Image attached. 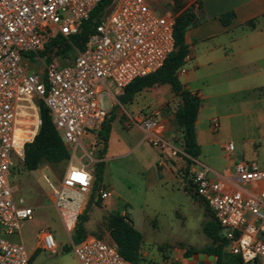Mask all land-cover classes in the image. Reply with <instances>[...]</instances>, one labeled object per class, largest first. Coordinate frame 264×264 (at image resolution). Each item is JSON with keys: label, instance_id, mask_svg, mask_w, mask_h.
Segmentation results:
<instances>
[{"label": "built area", "instance_id": "obj_1", "mask_svg": "<svg viewBox=\"0 0 264 264\" xmlns=\"http://www.w3.org/2000/svg\"><path fill=\"white\" fill-rule=\"evenodd\" d=\"M100 1L0 0V223L8 234L20 231L22 222L32 219L36 211L23 205V199L16 201L10 176L24 161L25 144L34 139L42 123L40 101L49 108L71 152L62 174L43 175L71 235L92 195L111 196L108 188L97 187L94 171L98 161L94 150L102 143L99 131L109 114L105 98L114 107L118 94L135 79L159 70L175 49L174 15L157 14L149 0H119L72 61L47 62L40 54L46 43L57 35L69 39L78 34ZM31 53L41 58L42 69L29 70L24 56ZM133 125L143 127L145 140L161 156L170 150L171 156L191 158L182 142L165 136L158 111L127 113L124 126ZM212 126L216 130L219 124L214 120ZM225 149L231 157L236 147L230 141ZM189 179L224 230L229 252L241 258L239 264H264L261 164L235 160L223 173L206 166L193 168ZM39 236L44 248L57 246L50 230H42ZM73 251L80 264H135L117 244L102 238L74 242ZM0 264H32V255L23 242L0 237Z\"/></svg>", "mask_w": 264, "mask_h": 264}, {"label": "rangeland", "instance_id": "obj_2", "mask_svg": "<svg viewBox=\"0 0 264 264\" xmlns=\"http://www.w3.org/2000/svg\"><path fill=\"white\" fill-rule=\"evenodd\" d=\"M118 1L114 0L111 7ZM150 5L159 15H175L173 0H150ZM110 13H106L101 21ZM74 56V52H70L67 56H55L54 61L66 64ZM24 58L29 62L27 67L31 71L44 67L38 55L31 53ZM260 68L261 65L236 63L232 70H218L207 78L204 71L196 72V86L204 95H211L202 101L201 115L205 117L209 142L199 157L216 171L223 173L229 165L225 145L230 141L236 147L232 158L236 161H258L264 168V74L260 73ZM207 79L209 86L201 85ZM180 80L187 82L184 75L180 76ZM120 95L114 107L109 98H105L111 119V137L105 152L106 167L97 183V187L113 189V195L88 203L83 212L88 220L84 224L86 236L82 240L96 237L116 245L109 233V216L115 212H125L134 218L136 228L142 233L141 257L135 264H165L167 258L175 259L180 246L199 247L209 242L205 226L217 219L207 203L192 193L179 170L173 179L158 176L153 158L160 151L157 149V152L149 141L140 145L144 134L137 125L126 128L123 124L122 116L127 112L161 111L162 103L172 110L174 128L169 134L176 138L181 131L177 115L182 100L173 92L171 85L166 83L147 88L127 103L120 100ZM214 120L219 124L216 130L212 126ZM166 153L171 154L170 150ZM73 162L77 164V159ZM65 165L64 162L57 165L44 163L40 167L44 171H29L19 165L20 168L10 176L16 201L19 203L22 198L23 205L33 206L36 211L32 219L22 222L20 231L12 234H6L4 225L0 223V237L23 242L30 254L37 249L34 264H80L73 251L76 232L70 235L66 230L48 195L49 187L40 178L42 172L54 177L53 172L60 173ZM97 168L95 165L96 176ZM45 229L54 234L57 247H38L41 240L39 234Z\"/></svg>", "mask_w": 264, "mask_h": 264}, {"label": "trees", "instance_id": "obj_3", "mask_svg": "<svg viewBox=\"0 0 264 264\" xmlns=\"http://www.w3.org/2000/svg\"><path fill=\"white\" fill-rule=\"evenodd\" d=\"M175 4V49L170 53L165 64L156 72L139 77L131 82L120 95L123 103L132 102L135 96L147 88L158 85L170 84L175 94L181 97L182 104L178 112V123L183 132L184 151L191 157H197L200 154V144L197 140L196 121L198 118L201 104L200 96L186 88L180 78L179 69L185 65L187 55L190 52L186 41L187 30L198 23V17L195 13L194 6L185 8L182 0H173ZM114 0H101L92 11L90 18L83 24L82 30L75 35L64 38L62 35L50 39L45 48L40 52L41 56L47 62L54 60L55 56H67L70 52L76 55L75 47L84 50L86 43L96 30L97 25L101 22L102 17L112 10ZM234 16L233 12L224 13L221 16L222 21L226 24ZM75 57V56H74ZM40 124L34 139L25 144V168L29 171L38 169L46 162L60 163L63 160L70 159L71 152L61 133L57 130L49 108L44 101L40 102ZM111 131V119L107 117L100 130V136L105 140V145L100 152L103 157L106 152L107 141ZM191 159L188 158V164ZM97 180L102 178L104 161L97 163ZM192 183V180H190ZM201 199V198H200ZM215 217V216H214ZM87 216L82 213L75 229L74 242H80L85 236V222ZM109 233L120 252L126 258L137 263L141 257L140 248L142 243V233L135 227L132 219L126 214L115 212L109 216L108 221ZM205 230L212 238V244L205 251L217 256V264H239L241 258L226 257V247L228 240L223 236V230L218 221H210L206 224Z\"/></svg>", "mask_w": 264, "mask_h": 264}, {"label": "crops", "instance_id": "obj_4", "mask_svg": "<svg viewBox=\"0 0 264 264\" xmlns=\"http://www.w3.org/2000/svg\"><path fill=\"white\" fill-rule=\"evenodd\" d=\"M182 2L185 5V8L188 6H194L195 13L198 17V23L190 27L186 32V41L189 46L190 52L187 55L185 65L182 66L185 68L186 71L184 73L179 72V78L181 75H184L186 77L187 82L184 83L181 81L182 84L192 92L197 93L201 99L198 118L196 121V132L197 140L200 144V154L197 157H191V162L188 164V157L184 155L174 157L168 154H164V156H161L162 153L158 152L156 147H153L158 152L157 155L153 158V161L155 164L154 166L156 173L159 174L158 176H167L168 178L173 179L177 171L179 170V173L186 180L190 181L189 175L191 169L193 168L201 169L199 167L203 168L206 166L215 170L211 166L206 165V163L199 157L202 154L203 148L207 146L209 142V132L206 130L205 120L203 119L205 117L201 115L202 101L206 97H210L211 95H204L203 92H200L198 86H196V83L198 82L196 72L200 70L204 71L207 78L210 74V76H213L218 70L221 71L223 69H231L232 66L236 63H245L248 65H261L259 71L260 73L264 74V0H182ZM229 12H233L234 16L230 18L229 21L225 24L222 21L221 16L222 14ZM171 14L173 15V13ZM77 50L79 49L77 48ZM208 83L209 80L207 79L205 82H201V85L209 86ZM178 97L181 98L180 96ZM161 104L160 106L163 109L161 111L158 110V112L160 113L161 120L165 129V136L170 140L173 139L174 141H180L183 143L182 130L179 132V135H177L176 138H174L173 135L169 134V132H171L174 128V125L172 124V110L169 106H163V104ZM127 113L131 114L132 112ZM126 114L122 116L123 124ZM137 126L139 127V130L142 131V133L144 134L143 127L141 125ZM130 128H132V126ZM110 137L111 136L109 135L106 149L108 147ZM100 139L102 140V143L100 146H98L99 148L94 150V156L98 158L96 165L100 161H104V173L106 167L105 161L107 157L106 154L103 157L100 155V152L103 149V146L105 145V140L101 136ZM146 141L147 140H145L143 136L140 145ZM182 148L184 149L183 144ZM70 159L63 160L62 162H60H64L66 164L64 169L67 168L69 164L67 162H70ZM24 162L25 157L24 161H21L19 165L25 168ZM234 162L235 159L232 158V156H229V165L226 167V169L228 167H232ZM57 164L59 163L46 162V165ZM40 167L32 171H44ZM19 168L20 166H18L17 169ZM53 173L55 174L56 171ZM44 174L47 173L42 172L40 177L42 180ZM108 189L111 191L112 196L113 189H111L110 187ZM90 201L96 202V198H94V196L92 195ZM122 214H126L128 217H130L125 212ZM132 221L135 225L134 218L132 219ZM5 233L8 234L6 231ZM209 238V242H206L203 246L191 248L180 246L177 249L178 254L175 259L167 258L165 264H217V256L215 254L208 253L205 251V249L210 246L213 242L210 236ZM39 244L40 245L38 247H43L41 240ZM35 250L37 251V249ZM36 251H33V253H31L32 264H34ZM226 253V257H236V255H233L229 252L227 247Z\"/></svg>", "mask_w": 264, "mask_h": 264}, {"label": "water", "instance_id": "obj_5", "mask_svg": "<svg viewBox=\"0 0 264 264\" xmlns=\"http://www.w3.org/2000/svg\"><path fill=\"white\" fill-rule=\"evenodd\" d=\"M187 183H188L189 188H191L192 193H193L197 198H200V197H199V194L197 193V190H196L195 185H193L189 180H187ZM200 202H202V201H200Z\"/></svg>", "mask_w": 264, "mask_h": 264}]
</instances>
